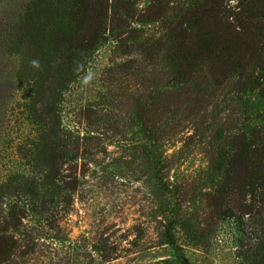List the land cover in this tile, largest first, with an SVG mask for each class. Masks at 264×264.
<instances>
[{
  "label": "trees",
  "instance_id": "1",
  "mask_svg": "<svg viewBox=\"0 0 264 264\" xmlns=\"http://www.w3.org/2000/svg\"><path fill=\"white\" fill-rule=\"evenodd\" d=\"M20 2L0 12V43L31 61L21 68L37 137L19 143L20 169L0 157V264L36 263L65 242L64 216L111 153L156 186L166 243L184 234L204 250L228 221L264 264V0H150L152 30L129 24L134 0ZM104 50L100 89L69 110ZM179 140L205 168L171 175L167 146Z\"/></svg>",
  "mask_w": 264,
  "mask_h": 264
},
{
  "label": "rangeland",
  "instance_id": "2",
  "mask_svg": "<svg viewBox=\"0 0 264 264\" xmlns=\"http://www.w3.org/2000/svg\"><path fill=\"white\" fill-rule=\"evenodd\" d=\"M134 2L131 10L135 11V16L129 24L146 30L157 28L158 9L151 6L150 0ZM9 5L18 11L22 3L20 0H4L0 12ZM6 22L3 17L2 23ZM107 53L104 50L102 56L92 62V73L80 89H74L73 94L67 95L69 110L84 104L90 94L100 89L94 84V78L107 64ZM26 61L30 67L31 61L26 56L17 57L6 44L1 46L0 43V78L8 86V89H0V94L8 96L3 101L0 95V157L19 169V143L26 141L28 145L37 137L36 125L29 117L30 95L23 82L28 74L23 75L21 66ZM12 144L17 149L13 153ZM182 146L181 140L167 146L168 155L175 156L172 176L181 173L191 175L205 168L206 159L202 153L181 155ZM108 150L117 149L110 146ZM118 155L111 153L95 173L90 171L87 186L80 187L71 212L64 216L62 222L61 236L65 242L55 249H45L44 257L30 264H149L163 259L174 260L177 256H184L193 264H251L250 254L243 246L247 244L248 235L231 233L228 221L220 226L204 250L192 248L184 234L178 235L177 244L166 243L161 224L154 214L157 197L150 193L156 186H143L138 172L116 165Z\"/></svg>",
  "mask_w": 264,
  "mask_h": 264
}]
</instances>
